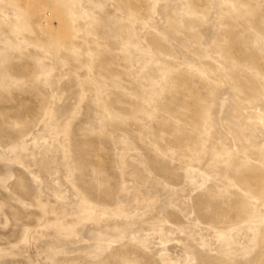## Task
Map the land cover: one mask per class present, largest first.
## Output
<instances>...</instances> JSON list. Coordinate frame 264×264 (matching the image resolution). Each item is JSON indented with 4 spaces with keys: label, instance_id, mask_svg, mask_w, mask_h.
I'll use <instances>...</instances> for the list:
<instances>
[{
    "label": "rangeland",
    "instance_id": "1",
    "mask_svg": "<svg viewBox=\"0 0 264 264\" xmlns=\"http://www.w3.org/2000/svg\"><path fill=\"white\" fill-rule=\"evenodd\" d=\"M0 264H264V0H0Z\"/></svg>",
    "mask_w": 264,
    "mask_h": 264
}]
</instances>
